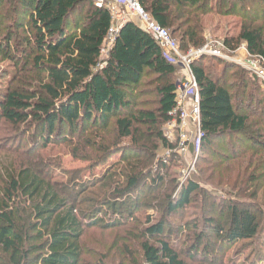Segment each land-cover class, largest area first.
Masks as SVG:
<instances>
[{"label": "trees", "instance_id": "1", "mask_svg": "<svg viewBox=\"0 0 264 264\" xmlns=\"http://www.w3.org/2000/svg\"><path fill=\"white\" fill-rule=\"evenodd\" d=\"M212 1L139 3L178 41L181 51L205 45L207 16H236L241 21L240 30L223 38V48L234 52L245 43L249 54L264 59V9L253 15L256 4L247 5L264 0H214V6ZM111 22L110 13L95 8L91 0H0L2 79L9 71L1 66L3 63L13 69L9 86L1 90L0 118L12 127L29 124L43 138H51L52 134L60 137L63 130L78 134V143L74 144L72 138L66 141L74 144L70 146L73 156L80 157L82 149L85 152L97 143L95 167L115 153L129 152L133 156L121 159L119 169L110 170L95 183L85 188L82 185L88 194H81L71 204L48 171L47 178L41 177L25 162H32V150L20 147L19 155L14 153L13 157L22 164L17 168L16 162L9 161L0 168V260H7L8 264H26L31 255H40L41 250L45 253L39 264H81L86 229L106 233L120 227L117 220L96 219L104 209L110 215L133 221L144 206L142 201L147 199L152 204L147 207L162 208L170 216L187 208L191 197L202 191L198 183L188 180L176 198L167 191L156 194L159 185H163L164 178L160 176L157 183L153 179L155 183L146 188L155 153L173 148L164 136V127L172 118L175 84L182 70L165 58L151 36L133 21L121 27L107 55L102 57ZM209 58L223 65L221 72L206 65ZM191 73L200 100V157L225 160L215 162L213 170L220 172L224 167L233 173L230 185L227 177L221 180L238 195L243 184L250 183V198L255 201L242 209L232 202L225 204L229 209L228 227L222 220L217 221V216L203 214L202 229L215 233L217 243L253 241L264 215L257 199L259 190H263L260 205L264 206V184H259L264 180V91L255 85L249 88L255 82L259 84L255 78L214 57L194 60ZM144 79L147 80L143 83ZM148 93L151 99H146ZM86 130L90 134L83 136ZM91 137L95 143L87 139ZM237 145L241 147L236 148ZM251 172L262 175L248 177ZM74 192L78 194V190ZM22 202L30 206L22 209ZM164 226V221H159L141 228L135 235L134 250L123 244L127 235H120L123 229H118L115 246H110L117 263L196 264L195 257L202 255L198 253L200 246L204 255L210 254L212 244L203 232L192 236L196 241L190 249L181 250L165 241ZM132 240L133 237L129 242ZM192 240L186 237L187 242ZM28 242L38 245L25 247ZM186 256L193 263L187 262ZM104 258L101 256L94 264H106ZM258 262L262 263V259Z\"/></svg>", "mask_w": 264, "mask_h": 264}, {"label": "rangeland", "instance_id": "2", "mask_svg": "<svg viewBox=\"0 0 264 264\" xmlns=\"http://www.w3.org/2000/svg\"><path fill=\"white\" fill-rule=\"evenodd\" d=\"M256 4L252 9V14H256L264 9V3H259L252 1L247 3V5ZM215 1L211 2L214 6ZM246 5V6H247ZM239 5H237V10H239ZM240 19L236 16L234 17H216L209 15L206 17V27H205V45L202 48L207 50L219 51L222 56L226 59H221L219 56L201 54V57H214L221 62L228 65L237 66L240 70L247 76H252L257 80L250 86H257L259 90L264 91V82L258 76L254 75L253 71L255 68L261 67L264 69V60L260 59L259 55H251L248 53L246 44L241 43L234 52H227L222 49V41L225 36L236 35L240 30ZM197 51V49H188L187 51H182L184 54L189 52ZM107 55V50H104L102 57ZM228 60V61H227ZM206 65L211 66L217 72L222 71V64L220 62L212 60V58L206 59ZM1 66L7 68L5 77L2 79L0 73V96L1 90H6L11 81L12 67L3 63ZM240 73V71H239ZM37 74V73H34ZM41 76H44L41 74ZM249 78V77H248ZM147 79H144L143 83ZM255 85V86H254ZM150 93H148L149 95ZM146 99H151V95ZM60 137H56L52 134L51 138H43L39 133L34 132V128L29 124L21 125L19 127H12L4 120L0 118V168H3V164H8L9 161L16 162V167L22 164V161L18 157H13L22 150H32V156L29 161H25L33 166V169L41 177L45 176L47 178L49 172L50 175L54 177V183L57 188L61 190L69 203H73L75 200L79 199L81 194L87 195L83 188L95 183L97 180L105 177V175L110 172V170L119 169L118 163L121 159L133 157L129 152L115 153L109 156V159L95 167L93 163L94 158L97 155V143L94 142L93 138H87L95 143L96 147L88 146L87 150L84 152L81 150L80 157L78 155H72L71 149L77 141L78 134L71 135L68 130H63ZM90 131L86 130L83 136H88ZM73 139L74 144H66V141ZM48 140V142H47ZM65 142V143H63ZM62 143V144H60ZM72 146V147H70ZM21 147V148H20ZM241 146H236L240 148ZM237 150V149H236ZM11 153V155H10ZM200 150H195L194 146H191L188 153L184 158L168 155L167 149H159L154 156V161L151 169L152 176L149 177L146 188L151 185L152 182L157 181V176L163 177V185H159V189L156 194H163L165 191L170 193L173 198H176L180 188L186 183V181H195L198 183L201 192L196 193L190 199V204L187 208H184L180 212L178 211L175 215H165L162 208H157L156 206L147 207L149 201L143 200V208L136 214L135 220H131L126 217H115L114 215L108 214V210L104 209L101 214L96 215V219L111 222V220H117L120 227L117 230H122L123 233H119L122 236L127 235L124 238L123 244L125 246H131L134 250L136 247V234L141 228H145L151 223L154 224L159 221H164L165 228V241L169 244H175L184 250L188 247L194 245L195 239L192 240L194 234H199L203 232L205 236H208L210 244V254L204 255L202 253V247L198 248V253L201 252L204 256L195 257L194 263L196 264H226L229 261H234L236 264H264V215L262 216V226L258 231V235L253 241H237L236 243H228L227 240H220L217 243V236L209 229H202L203 218L209 217L210 215L217 216V221L222 220L225 222V226L228 227V213L229 209L226 208L227 203L232 202L234 206L249 207V205L255 204V201L250 198L252 194V187L250 183L246 185L243 184L240 195L237 191L233 189L230 185L231 179L233 180V173H229L224 170V167L220 172H216L213 164L215 162H225V160L220 159L221 157L212 156H201ZM200 158V159H199ZM200 160V161H199ZM25 163V164H26ZM195 166L194 173L191 174L189 178L186 179V167L189 164ZM93 165V167H91ZM116 166V167H115ZM209 167V169H208ZM150 174V171H149ZM258 178L262 175L259 173H250L248 177ZM153 177V178H152ZM228 178L229 185L225 184L221 179ZM155 179L154 181H152ZM174 180V182H172ZM155 183V182H154ZM260 185L264 184V180H260ZM84 185L83 188L81 186ZM73 188L74 191L78 190V194L74 191L71 193L70 189ZM231 188V189H230ZM175 189V191H173ZM93 191V190H92ZM95 191V190H94ZM263 190H259L258 202H260ZM136 194L134 195V197ZM101 199V198H99ZM131 200L133 198L131 197ZM258 205L261 212L264 214V206ZM149 205H152L149 203ZM211 205H214V211H211ZM232 205V204H231ZM30 204L28 202L20 203L19 207L24 209L28 208ZM226 206V207H225ZM203 209L204 212H203ZM209 212V213H207ZM223 212V216L219 213ZM27 215V212H24ZM90 214V213H88ZM204 214V216H203ZM23 215L24 218L26 216ZM131 223L130 226H122L121 224ZM124 227V228H123ZM138 228V229H137ZM137 229V230H136ZM116 231L100 233L95 228L86 229V234L82 239L84 256L82 258L81 264H94L101 259V256H105L103 262L106 264H118L117 258H115L116 253L114 250L110 249V246H115V238L118 235ZM129 231L127 234L126 232ZM170 234H173L171 237ZM190 234V235H189ZM225 236V235H224ZM133 237L131 242L130 238ZM186 237H190L192 243L186 241ZM195 237V236H194ZM223 242V243H222ZM37 246L38 243L28 242L25 247ZM136 249V248H135ZM45 252L41 250V254L37 255L34 253L30 256V261L26 264H39L40 256ZM2 253L0 252V256ZM262 259V263H259V258ZM5 259V258H4ZM185 260L187 262L193 263V261L186 256ZM0 264H8L7 260H0ZM25 264V263H24ZM127 264V263H124Z\"/></svg>", "mask_w": 264, "mask_h": 264}, {"label": "built area", "instance_id": "3", "mask_svg": "<svg viewBox=\"0 0 264 264\" xmlns=\"http://www.w3.org/2000/svg\"><path fill=\"white\" fill-rule=\"evenodd\" d=\"M140 0H91L97 9H104L111 15V26L108 30L104 50L111 47L115 36L121 27L128 21H133L141 26L156 42L163 51L165 58L177 65L182 74L177 78L175 84L176 104L171 115V120L164 127V136L173 146L167 149L168 155L184 158L191 146L200 150V105L198 86L191 73V65L201 54L219 56L226 59L219 51L199 48L197 51L184 54L178 41L173 38L170 32L159 26L154 19L141 7ZM222 49L223 44H222ZM228 52V51H227ZM260 59H263L260 57ZM264 60V59H263ZM228 61V60H227ZM254 75L264 82V69L255 68ZM195 166L189 164L186 167V179L194 173Z\"/></svg>", "mask_w": 264, "mask_h": 264}, {"label": "crops", "instance_id": "4", "mask_svg": "<svg viewBox=\"0 0 264 264\" xmlns=\"http://www.w3.org/2000/svg\"><path fill=\"white\" fill-rule=\"evenodd\" d=\"M182 74V73H181Z\"/></svg>", "mask_w": 264, "mask_h": 264}]
</instances>
